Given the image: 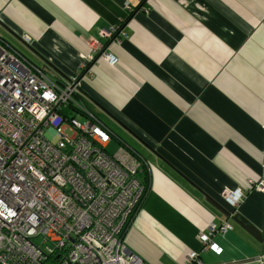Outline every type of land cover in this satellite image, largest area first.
Returning <instances> with one entry per match:
<instances>
[{
    "label": "crops",
    "instance_id": "0c3cea01",
    "mask_svg": "<svg viewBox=\"0 0 264 264\" xmlns=\"http://www.w3.org/2000/svg\"><path fill=\"white\" fill-rule=\"evenodd\" d=\"M3 26L22 48L28 36L66 80L78 77L76 101L143 163L147 192L124 237L131 252L146 264H185L189 252L203 264L264 256V244L208 201L264 232L255 190L264 180V0H0ZM236 189L244 198L230 208L222 194ZM223 222L232 230L214 238L217 258L198 236Z\"/></svg>",
    "mask_w": 264,
    "mask_h": 264
},
{
    "label": "built area",
    "instance_id": "2783aa9c",
    "mask_svg": "<svg viewBox=\"0 0 264 264\" xmlns=\"http://www.w3.org/2000/svg\"><path fill=\"white\" fill-rule=\"evenodd\" d=\"M95 58H83L81 68ZM51 73L0 38V264H146L124 244L147 192L143 163L124 149L108 152L110 129L74 98L80 79ZM255 190L264 194V180ZM222 198L235 208L244 193L224 191ZM231 230L228 222L210 224L198 241L219 258L214 238ZM253 262L264 264V256ZM185 264L203 262L189 252Z\"/></svg>",
    "mask_w": 264,
    "mask_h": 264
},
{
    "label": "water",
    "instance_id": "95a60500",
    "mask_svg": "<svg viewBox=\"0 0 264 264\" xmlns=\"http://www.w3.org/2000/svg\"><path fill=\"white\" fill-rule=\"evenodd\" d=\"M9 35L11 34L13 36V39H17V36L14 35V33H12V31L6 27L3 26L2 27ZM2 39V38H1ZM3 41H5L7 44H9L10 46H13L14 48H16L18 51H20L19 48H17L16 46H14L11 42H9L6 39H2ZM19 42L24 46V48L29 52L32 53L33 55H35L36 57H38L41 62H43L42 66H47L48 68L51 69L52 72H54L56 74V76L54 77L55 80H58V77L66 80V78H64L63 75H61V73L54 68L50 63H48V61H46L44 58H42L41 55H39L34 49H32L28 44H24L21 39L19 40ZM21 52V51H20ZM26 60H28L24 54L21 52L20 53ZM29 61V60H28ZM30 62V61H29ZM63 76V77H61ZM68 80V79H67ZM82 95H84L91 103H93L96 107L100 108L102 111L108 113L107 111L103 110L100 105L93 99L90 98L88 96H86L82 91H81ZM111 117V116H110ZM138 140V139H137ZM127 147L131 148L130 145L128 143H125ZM208 199V198H207ZM208 201L211 203V205L218 211L220 212L226 219L231 220L234 224L238 225L244 232H246L249 236H251L256 242H258L259 244H263V233L260 232V230H258L256 227H254L253 225H251L245 218L241 217L238 214H234V211L229 210L226 208V206H223L222 204L215 202L211 199H208Z\"/></svg>",
    "mask_w": 264,
    "mask_h": 264
},
{
    "label": "rangeland",
    "instance_id": "374dc122",
    "mask_svg": "<svg viewBox=\"0 0 264 264\" xmlns=\"http://www.w3.org/2000/svg\"><path fill=\"white\" fill-rule=\"evenodd\" d=\"M0 28V36L7 39L9 42H11L14 46H17V48H19L22 53L24 54V56L35 66L39 67L40 66V62L31 54L29 53L26 49L22 48L21 46H19L18 44L15 43L14 39L4 30ZM15 49V48H14ZM17 51V49H15ZM77 78V77H76ZM71 116L76 118V115L72 112ZM127 149V151L132 152L133 154H136L135 151H133L134 149L129 148L126 146V144L124 142H122L121 140H113L112 144H110V146L108 147V152L112 153L113 151L119 150V149Z\"/></svg>",
    "mask_w": 264,
    "mask_h": 264
},
{
    "label": "trees",
    "instance_id": "16d2710c",
    "mask_svg": "<svg viewBox=\"0 0 264 264\" xmlns=\"http://www.w3.org/2000/svg\"><path fill=\"white\" fill-rule=\"evenodd\" d=\"M139 178H140V181H141L142 183L145 184V175H144V173H143V170L139 173ZM132 218H133V217H132ZM132 218H131L130 221L126 224V226H125V231L127 230V228L130 227V224H131V222H132V220H133Z\"/></svg>",
    "mask_w": 264,
    "mask_h": 264
},
{
    "label": "clouds",
    "instance_id": "9594fccd",
    "mask_svg": "<svg viewBox=\"0 0 264 264\" xmlns=\"http://www.w3.org/2000/svg\"><path fill=\"white\" fill-rule=\"evenodd\" d=\"M47 68V67H46ZM49 70H51L50 68H48ZM59 79V78H58ZM70 79H68V80H64V81H69ZM80 94V93H79Z\"/></svg>",
    "mask_w": 264,
    "mask_h": 264
}]
</instances>
